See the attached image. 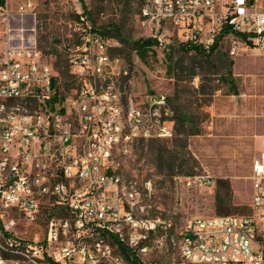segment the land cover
<instances>
[{
    "label": "built area",
    "instance_id": "1",
    "mask_svg": "<svg viewBox=\"0 0 264 264\" xmlns=\"http://www.w3.org/2000/svg\"><path fill=\"white\" fill-rule=\"evenodd\" d=\"M141 2L144 17L172 23L184 42L210 49L227 24L233 52L242 43L237 32L264 52V11H241L238 0ZM35 8L29 0L18 12ZM79 22L68 90L37 45L8 38L0 48V264H133L122 245L137 264H264V150L253 161L248 214L198 215L185 226L150 216V183L142 190L125 179L116 159L139 140L172 138L175 111L163 93L114 90L121 58L84 15ZM56 78L65 100L54 109ZM186 181L214 185L211 175ZM45 210L44 232L34 231Z\"/></svg>",
    "mask_w": 264,
    "mask_h": 264
},
{
    "label": "rangeland",
    "instance_id": "2",
    "mask_svg": "<svg viewBox=\"0 0 264 264\" xmlns=\"http://www.w3.org/2000/svg\"><path fill=\"white\" fill-rule=\"evenodd\" d=\"M27 1L6 2L0 48L8 38L13 45H37L63 71L65 90L75 85L66 83L70 53L80 43L77 25L81 13L96 27L118 28L130 42L159 36L165 41L143 56L127 48L119 56L120 74L111 83L122 96L163 93L175 111L172 138L139 140L129 153L116 159L125 179L138 180L142 190L150 183L151 196L143 191L150 216L185 226L198 215L250 212L252 165L264 148V52L241 39L233 52L232 36L227 35L215 55L204 59L182 47L187 43L182 40L184 34L172 23L158 24L144 17L141 0H31L35 12L20 14L19 6ZM257 5L263 8L264 0ZM113 35L110 51L115 56L113 48L126 45L115 32ZM169 53L173 57L171 74L167 71ZM231 61L237 93L225 79ZM54 89L57 93L49 106L55 109L65 96L56 79ZM195 175H211L214 185H188L186 177ZM47 212L32 227L34 231L44 232Z\"/></svg>",
    "mask_w": 264,
    "mask_h": 264
},
{
    "label": "trees",
    "instance_id": "3",
    "mask_svg": "<svg viewBox=\"0 0 264 264\" xmlns=\"http://www.w3.org/2000/svg\"><path fill=\"white\" fill-rule=\"evenodd\" d=\"M0 3L5 5L6 1L5 0H0ZM81 15H83L82 13L78 15V19L81 20ZM98 31H100L103 36L105 38H109L113 37L116 34V36H118L119 40L126 45V47L122 48V47H115L113 48L116 52L114 53L116 56H122L126 54V49L127 48H131L133 50H135L140 56H143L146 52L147 49L149 48H153L154 46L159 44V41L157 38H145V39H139L133 42H130L128 40H126L122 35L121 32L118 30V28H115L113 31L111 28H106V29H102V28H97ZM231 33V27L229 25H224L222 30L220 31V33L217 35L215 43L213 44V46L210 49H206L203 46L194 43V42H187L186 44L183 43L182 47L184 49H186L187 51H194L198 56L209 60L211 57H213L215 55V53L217 52L219 46H220V42L221 40L226 37L227 35H230ZM236 35L244 42H246L249 45H253V41L249 38V34L245 33V32H237ZM170 51V50H169ZM170 55V61H169V66L167 71L171 74V72L173 71V65H172V61H173V57L171 56V53H169ZM128 57H130V55H128ZM123 58V57H122ZM233 62L231 61L229 64V68H228V72H227V76H226V82L230 85V88L232 89V91L234 93L238 92V87H237V83H236V79L235 76L233 74ZM59 72V74L63 77V71H61L60 69L57 70ZM67 80L69 82L66 83V85H70V84H75L76 80L73 78V76L67 72ZM56 81H58V78H56ZM185 118H187V116H184ZM178 121H180V119H177ZM230 183L227 182L226 183V194L229 195V191H230ZM221 201V200H220ZM219 214H225V212L222 211H218ZM121 249L123 251V253L126 255V257L131 260L133 262V264H137V261L135 258H133L130 254V252L127 250V248L125 246H121Z\"/></svg>",
    "mask_w": 264,
    "mask_h": 264
},
{
    "label": "crops",
    "instance_id": "4",
    "mask_svg": "<svg viewBox=\"0 0 264 264\" xmlns=\"http://www.w3.org/2000/svg\"><path fill=\"white\" fill-rule=\"evenodd\" d=\"M5 1L7 2L9 0H5ZM223 1H230V0H223ZM238 2L240 4V10L241 11H246V12L247 11H255V10L256 11H264V7L263 8L258 7V5H257L258 0H238ZM262 150H264V148Z\"/></svg>",
    "mask_w": 264,
    "mask_h": 264
}]
</instances>
